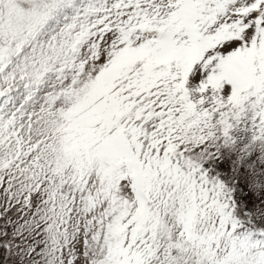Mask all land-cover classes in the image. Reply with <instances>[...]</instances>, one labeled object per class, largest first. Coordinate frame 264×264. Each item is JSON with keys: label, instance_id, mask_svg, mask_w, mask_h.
<instances>
[{"label": "snow or ice", "instance_id": "snow-or-ice-1", "mask_svg": "<svg viewBox=\"0 0 264 264\" xmlns=\"http://www.w3.org/2000/svg\"><path fill=\"white\" fill-rule=\"evenodd\" d=\"M0 264H264V0H0Z\"/></svg>", "mask_w": 264, "mask_h": 264}, {"label": "rangeland", "instance_id": "rangeland-1", "mask_svg": "<svg viewBox=\"0 0 264 264\" xmlns=\"http://www.w3.org/2000/svg\"><path fill=\"white\" fill-rule=\"evenodd\" d=\"M236 135H237V136H240L241 133L237 132ZM72 147H74V145H69V148H72Z\"/></svg>", "mask_w": 264, "mask_h": 264}]
</instances>
